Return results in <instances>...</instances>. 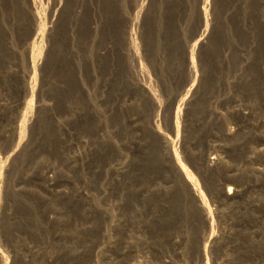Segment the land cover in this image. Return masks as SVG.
<instances>
[{
  "label": "rangeland",
  "instance_id": "rangeland-1",
  "mask_svg": "<svg viewBox=\"0 0 264 264\" xmlns=\"http://www.w3.org/2000/svg\"><path fill=\"white\" fill-rule=\"evenodd\" d=\"M56 1L57 8L55 0H36L37 12L46 28L52 29V34L41 45V50L48 48V64L38 70L33 82L27 75L28 60L39 47L34 44L39 32L36 12L28 0H0L1 163L7 162L8 154L19 142L18 136L14 137V129L24 120V114L28 118L35 116L22 142L24 149L10 161L11 168L4 175L7 185L0 184V216H4L0 252L10 259V264H48L51 256L60 254L65 246L80 243L90 252L86 258L92 257L94 264L118 263L122 232L110 231L106 216L97 205L100 203L101 208L108 209L106 204L122 197L128 203L126 218H151L152 225L145 232L150 236V246L155 248V256H146L141 244L135 255L125 258L126 263L136 260V264H263L264 192L249 190L244 202L227 206L229 221L224 223L219 219L218 200L205 188L202 171L194 162L222 158L227 169H233L231 175L226 174L221 165L212 167L213 171L220 172V189L227 178L232 181L229 187L236 189L240 185L253 187L264 176V160L249 165L245 156L249 148L256 152L264 148L258 145L264 140V128L240 117L238 109L215 105L219 97L227 94L244 104L248 103L250 94L258 98L264 94V0H214V4L213 0L209 1L208 27L214 37L200 53H195L198 72L193 79L186 73L187 52L200 26V0H148L147 15L141 24L143 29L134 28L142 63L162 104L158 121L161 133L175 139L173 146L179 151L182 164L198 179L212 210V234L218 244L207 248L209 241L202 239L204 229L194 203L177 174L175 176L166 144L161 136L152 134L148 125L150 107L140 95L136 99L141 101V107L136 103V107H129L130 100L133 101L130 94L122 97L124 108L116 110L113 118L117 131L112 130L110 138L129 158V171L125 175L114 176L109 170L108 162L115 156L109 143L98 138L94 143L90 140L94 126L90 122L93 76L94 72L102 75L106 68L99 67L97 58L101 55L107 67L114 62L122 73L120 51L124 49L126 16H135L134 0ZM109 50L114 56L111 59ZM195 78L201 91L192 107L182 109L181 130L185 136L182 134L177 139L163 112L168 101L181 92L184 95ZM30 82L37 88L33 96L24 90ZM128 88L121 77H117L108 97L121 96ZM31 101L35 111L30 110L28 114L26 104ZM178 102L175 111L182 105L180 99ZM132 117L140 119L136 126L129 124ZM109 133L108 130V136ZM228 134L235 139H227ZM83 140L89 145L78 144ZM129 145L134 149L130 151ZM75 152L83 159L78 166L72 163ZM252 169H256L257 176L249 175ZM50 171L53 173L46 176ZM234 175L244 177L237 183L232 180L236 178ZM46 177L53 178L54 184L62 187L67 196H61L59 189L47 191ZM104 185L110 190L106 204L97 190ZM76 189L85 196L78 198ZM147 189L153 192L143 196L142 191ZM255 214L263 224L249 231L243 229L241 225L245 223L255 226ZM111 241L118 244L109 248L107 243ZM172 241L179 242L180 246L176 248ZM227 242L230 248H223ZM107 246L115 255L97 254L99 248L103 250Z\"/></svg>",
  "mask_w": 264,
  "mask_h": 264
},
{
  "label": "bare ground",
  "instance_id": "bare-ground-1",
  "mask_svg": "<svg viewBox=\"0 0 264 264\" xmlns=\"http://www.w3.org/2000/svg\"><path fill=\"white\" fill-rule=\"evenodd\" d=\"M28 1L30 2L31 9L36 12L35 24L38 25L37 28L39 27V32L36 33L35 40H34V44H38L39 47L35 48V50L32 51V54H31V56H30V58L28 60V75H27V78H30V80H32L34 82L37 79L38 70L41 69L43 66L48 64V48L46 50H41V45H42V42H43V40L45 38L47 39V38L51 37L52 29L51 28H46V26L43 24L42 19L39 16V13L37 12L38 8H37L36 0H28ZM147 1L148 0H134L133 5H132V11L135 13V16L133 18H130V17L126 16L127 29L124 32V37H123L124 38V40H123L124 41V46H123L124 49L122 51H120V57H121L120 62H121V66H122L121 67V69H122L121 72L122 73H119V68H118L119 66L117 67L114 62L110 66L107 67V66H105V63H103V61H104L103 57L100 58L101 55L99 56V58H97L98 59L97 62L99 63L98 64L99 67L101 65L102 67L104 66L106 68L101 73L102 75L99 76L98 74H96V72H94V76H93V83H95V84H94V86L92 88L93 93L90 95V102H91V107H92V110H93L92 111L93 114H91V117H90V122H91V125L93 124L94 126L91 129V139L90 140H92V142L94 143L95 138L96 139L98 138L99 140L103 141L104 143H107V144L109 143L108 146L111 148L113 155H115L114 159H110V161L108 162V164H109L108 166L110 168L109 170L113 171V175L114 176H118V175H122V174L125 175L129 171V158H128V156L126 154L123 153V150H121L119 147L114 145V143H113L114 140H112V138H110V135L112 134V130H116V128H117L116 127L117 125H115L116 123H115L113 118H115L114 114H115L116 110H121V108H124L125 104L123 105L122 97H125L126 95L130 94L128 96H129L130 99H133V101L130 100L129 107L130 108L133 107V106L136 107V105H134V103H136L138 107H141V103H140L141 101H138L136 99L137 96L140 95L143 98V100H145L146 103L148 104V106L150 107V110L148 109L149 110L148 111V118H149V120H148L149 124L148 125H149V128H150L152 134H154V135L158 134V136H161L162 142L164 144H166V148L168 149V159L170 160V163L172 164V166H173V168H174V170L176 172L175 176L177 174V176L180 179V182L182 184L183 189L185 190V192H187L188 197L194 203V206L196 208L195 213L197 212V214H198L197 216L199 218V221L202 223V227L204 229V230L202 229L203 230L202 239H204L207 242L209 241V245L208 244L206 245V248H207V246H210L211 244L215 245L217 243V240L214 237V234H212V232H213V223H214L212 210H211V208L208 205L209 203L207 202V200L205 198V195L203 194L204 192H203V190H202V188L200 186V183H199L198 179H196V177L191 172H189V170L182 164V162L180 160L179 151L176 149L175 146H173L175 139L173 140L170 137L164 136L161 133V129H160V125H159L158 121H159L160 113H161V110H162V104L160 102V99H158V96H157V94L155 92V89H154V87L152 85V78L148 74L147 67H145L144 64L142 63L141 54H140L139 48H138L139 44L137 46V43H136L137 41L135 39L136 35L134 34V28H136V30L143 29L141 24H142L143 18L147 15L146 14V12H147V8H146ZM209 1L210 0H200V2H199L200 3L199 14H200L201 22H200V26L198 27V31L196 32V36L194 38L195 40L193 42L192 48L190 49V51L188 50V52H187L188 53L187 54L188 57H187V67H186L187 72L186 73L188 74V76L191 79H193L194 77H197L196 73L198 72V71L196 72L195 61H194L195 53L196 54L200 53L210 43V41H212V39L214 37V34L212 33V31L208 27V18H209V15H210L209 14L210 13V10H209V6L210 5L208 6V4H210ZM213 4H214V0H213ZM57 6H58V4H57V1L55 0L54 7L57 8ZM211 11L215 12V9L211 8ZM124 16H125V14H124ZM99 26H100V24H99ZM105 44H106V42H105ZM104 51H106V50H104ZM108 54H109L108 56H110L109 59L114 57L113 56V52H111L110 50L108 51ZM247 54H248V52H247ZM41 56H45V57L42 58ZM228 56H229V54H228ZM90 58H91V56H90ZM38 59L40 61H38ZM41 62H43V63H41ZM25 63L27 64V62H25ZM92 64H94V61H92ZM146 64H148V63H146ZM94 66H95V64H94ZM96 69H97V67H96ZM25 70H26V68H25ZM118 73H119V75H118ZM24 74H26V73H24ZM117 77H119V78L121 77V79L126 83V86H128L129 88L127 89L128 91L126 93H120L121 96L115 95L114 98H110V97H108V93H110L112 91L111 90L112 86L114 85V82H116ZM235 80H236V78H235ZM237 80H238V78H237ZM197 81H198L197 78H195L194 84L191 85V86L189 85L190 87L188 88V90L186 91V93L184 95L181 92V94H179L177 96H173L168 101L166 109L163 112L166 121L170 125H172V127L174 128V131L176 132V137L175 138H177V139H179V136L182 135V134H183V137L185 136L184 135V130H181L182 109L184 108V109L187 110L190 107H192L195 104L194 101H195L197 95L201 91L200 85L196 84ZM235 82H237V81H235ZM231 84H233V83H231ZM24 87H25L24 90L26 91V93L28 95L30 94V95L33 96L36 93V90H37L36 85L33 86V84L31 82L30 83H26V85ZM231 87H233V86H231ZM118 91H120V90H118ZM122 94H123V96H122ZM235 98L233 97V95H229V94L224 95V97H221V98L219 97L218 98V100L215 102V105L216 106L218 105L220 107H232L233 109H238V114L240 115V117H242L243 119L252 120L253 123H254V126H256L258 128H264V94L260 98H258L257 96H255L253 94H250L249 101H248L247 104L246 103L244 104V102H242L241 100L235 99ZM179 99H180V102H182V105H179L178 108L175 111V105L177 104ZM178 104H179V102H178ZM1 106L3 107L4 105H1ZM144 106H146V104H144ZM26 107H27L28 114H29L30 110H32V113H34L35 107H33L32 101L28 102V104H26ZM24 115H25L24 120L22 119L23 121L21 122V124L14 129V137L18 136V138H19L18 141L19 142L17 141L18 142L17 145L14 146V148L11 151V153L8 154L9 155L8 159H6L7 162L1 163V161H0V184H2V185L6 184L5 180H4V175L11 168L10 165H9L10 161H12L16 157H18V155H20L21 151L24 149V144L22 142H24V137L26 136L27 130H30L32 128L33 124H34V118H35L34 115H31L29 118H28V116L26 114H24ZM110 118H111V122H110ZM225 119H226V117H225ZM127 121H128V119H127ZM139 121H140V119H135V117L134 118L132 117L129 120V124L136 126L139 123ZM144 126H146V125H144ZM108 130L110 131L109 136L107 134ZM129 130H131V129H129ZM113 133H114V131H113ZM229 137H230L229 134L226 135L227 139ZM230 138H234L235 139V137H230ZM78 144H87V143L84 142V140H83V141H81ZM130 144H131V142H130ZM87 145H89V143ZM258 145H259V147L260 146H264V140L260 141L258 143ZM129 146H128V148H130V151H131V149H134V147L132 148L131 146L130 147ZM171 146H172V148H171ZM243 146H246V145H243ZM243 146H241V147H243ZM85 148H86V146H85ZM135 149H136V147H135ZM76 152L74 153V155L72 157V163H73L74 166H78V163L83 161L81 156H79L78 154L76 155ZM245 153H246V155H245L246 156V164L253 165V162L256 161V160L257 161L264 160V148L261 149L259 152H256L253 148H249L247 150V152H245ZM241 156H243V155H241ZM173 158H174V160H173ZM193 160L195 161V159H193ZM199 160L200 161L196 160L194 163L196 165V168L199 171H202V175H203L202 181L204 183L205 188H208L209 192H211V194H213V196H215L217 198L218 203H219L218 205H220L219 209L221 210L219 219L221 221H223L224 223L229 221V215L225 211V208L227 206L234 205V204H240V203L244 202L245 198L248 195V191L249 190H251V191H259V192H262V193L264 192V176L262 177L261 180L257 181V184H255V186H253V187L246 184L247 187H243V186L240 185V186H236V189H234L232 187H229L230 183L232 181H231V178H227L225 180V183L222 184V188L220 189L221 184L220 185L218 184L220 179H221L220 172L213 171L212 167L221 165L220 168L222 170L224 169L226 174L234 173L232 171L233 169L232 170L230 168L227 169V167H226L227 165L224 164L226 162H224L222 160V158H208V159H205L204 163L201 162V159H199ZM50 173H53V172L52 171L47 172L46 176H49L48 174H50ZM249 175L250 176H257L258 174L256 172V169L255 170H253V169L250 170L249 171ZM234 177H236V175H234ZM243 177H244V175L241 176V177L233 178L232 180L236 181L238 183L240 180H242ZM245 177H248V174H245ZM45 179L49 183V188H47V191L48 190L51 191V190L59 189L58 193H60L61 196H63V197L67 196L66 195L67 194L66 191L64 189H62V187L56 186L54 184L53 178L46 177ZM251 181H249V182H251ZM2 185H1V187L3 188L4 186H2ZM4 189H5V187H4ZM76 190H77L76 192L78 194L77 195L78 198H80V196L81 197L85 196V193L82 192L80 189L79 190L76 189ZM97 190H98V193H99L98 195H101V197L104 199L103 200L101 198V200L104 201V203L106 204V201L108 199L107 197H109V191H110L109 188L106 185H104V186H101ZM151 190L147 189L145 191H142L141 194L143 196H146L150 192H153ZM125 192H126V190H125ZM259 192H258V194H259ZM1 197H3V196H1ZM113 199H114L113 200L114 202H112L111 204L110 203L106 204L109 207L108 209H106V208L104 209L103 207L101 208L102 205L97 202L98 203L97 206L99 207L98 210L100 212H102L103 214H105V216H106L107 225L109 226L110 231L113 232V233H116V232H119V231L122 232V241L119 244V245H122V248H121V251L118 253L119 262L117 263V261H115L113 264H116V263L117 264H136V260H134L132 262H129V263L128 262L126 263L125 262V258L128 257V256H131V255L132 256L135 255V253L137 252V249L140 247L141 244L144 247V248H142V251H143L144 254H146V256H147V254H149V255L153 254L154 255L155 254V248H153V246H150V243H149L150 236L147 235V233L145 232L146 229H148L150 227V225H152L151 218L147 217V216H146L147 217L146 219H141V218H137V217L136 218H131V217L128 218L129 216H127V218H126L125 211L128 208V203H126V201L122 197L119 198V199H117V198H113ZM262 200H264V199H262ZM189 204H191V203H189ZM246 206H248V205H246ZM230 207L233 208V206H230ZM139 209H141V208H139ZM99 211H97V212H99ZM241 217H242V215H241ZM234 218H235V216H234ZM248 218H250V217H248ZM253 219H254V222H256L254 227H250V225H246V223H245L244 225H241V226H243L242 228L249 231V229L258 228V227H260V224L261 225L263 224L262 223L263 221H261L260 218H256V214H255ZM258 222H260V223H258ZM257 224H259V225H257ZM3 225H4V216L2 214L0 216V235L2 233ZM241 226H239V227H241ZM247 226L249 228H247ZM151 228H152V226H151ZM209 230H211V234H208ZM223 238L225 239V237H223ZM220 242L222 243V241H220ZM172 243H173V245L176 246V248H178L180 246L179 242H177V241H175V242L172 241ZM107 244H109L110 245L109 248H111V246L114 247V245H116L118 243H114V242L111 241V242H108ZM227 244H230V243L227 242V243L223 244L225 246L224 247L222 246V247L223 248H227V249L230 248L229 245H227ZM71 245L65 246L64 250L60 254L52 255L50 260H49V262L47 261L48 264H94L92 257H90V259H89V257H88V259L86 258L90 254V252L87 251V250H84L85 249L84 246H82L80 243H76V244H74L72 246ZM233 246H234V244H233ZM103 248H102L103 250H101L99 248L98 249L99 252H97V254H102V255L107 256V257L115 255L113 252H110V250L109 251L107 250L108 246H107V248H105V247H103ZM148 257H150V256H148ZM9 260L10 259L8 257H6V255H4L2 252H0V264H10ZM137 264H140V263L138 262Z\"/></svg>",
  "mask_w": 264,
  "mask_h": 264
}]
</instances>
